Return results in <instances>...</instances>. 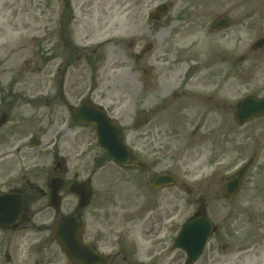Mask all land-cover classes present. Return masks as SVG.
I'll return each mask as SVG.
<instances>
[{"label": "flooded vegetation", "instance_id": "af4514ba", "mask_svg": "<svg viewBox=\"0 0 264 264\" xmlns=\"http://www.w3.org/2000/svg\"><path fill=\"white\" fill-rule=\"evenodd\" d=\"M81 4L82 0H51V12L55 17L61 10L81 12ZM51 22L54 27L61 25L56 19ZM78 22L77 16L68 17L63 34L53 28L54 42L61 45L60 55L55 48L51 50V45L50 57H32L30 64L24 61L16 70H0V194H5L8 206L4 210L6 214H0V220L6 222L0 224V264H63L60 262L63 255L57 256L50 228L65 215L83 221L82 240L107 258L104 264H152L151 255L155 252L161 254L155 264H162L160 260L181 264L183 255L175 252V256L168 258L174 247L166 244L169 233L178 227L175 217L181 210L182 198L173 190L168 196L164 190L167 187L154 189L148 184L152 173L169 170L153 164L158 159L157 156L151 159L155 151H151L148 140L152 138L150 132L144 134L147 140L144 147L131 153V159L145 161V166H114L109 153L96 145L95 128L72 122L74 110L83 99H96L95 81L107 59L100 53V45L87 47L85 34L74 37L71 26ZM227 29L218 32L212 29V32ZM216 38H210L208 53L199 48L190 53L178 50L176 70L170 67L174 64L166 44L160 55L153 51L152 44L139 55L142 48L135 49L138 41L130 43L136 50L132 57H142L139 61L146 59L151 69L152 57L165 63L160 89L156 80L151 82V69L148 71L150 83L145 88L147 95L151 93L146 100L150 124L157 114L163 116L155 125H186L197 121L206 127L201 135L207 138L211 125H222V133L213 132L226 141L230 135L227 119L232 115V87L237 85L236 78L246 80L245 72L237 67L247 55H233L228 40L216 45ZM33 63L36 66L29 69ZM21 70L35 74V85L24 81L22 84ZM43 76L50 77L46 87ZM112 84L113 90L108 89L111 96L118 85L114 80ZM88 87L90 93L86 95ZM117 98L112 99V105L117 103ZM183 111L185 118L180 116ZM86 117L87 112H83V118L79 119ZM88 154L93 157L90 164ZM78 184L81 189L89 188L84 208L72 206L68 198L79 200V195L71 192V187ZM58 188L61 207L55 210L49 207V198ZM16 195L22 201L19 216L13 214ZM211 200V197L197 198L191 203L206 205ZM253 244L254 251L243 248V257H255L258 264L257 248L261 240H254ZM216 260L210 253L205 264H215Z\"/></svg>", "mask_w": 264, "mask_h": 264}, {"label": "rangeland", "instance_id": "374dc122", "mask_svg": "<svg viewBox=\"0 0 264 264\" xmlns=\"http://www.w3.org/2000/svg\"><path fill=\"white\" fill-rule=\"evenodd\" d=\"M164 2L171 3L170 10L160 19L149 21L148 12ZM51 10V0H0V70H16L23 61L30 64L32 57H50L51 45V50L55 48L60 55L61 45L54 42L53 28L58 29V34H63L68 17L77 16L80 22L71 26L74 37L85 34L87 47L102 45L100 53L107 57L95 81L96 99L99 97V102L119 120L125 140L134 146L133 149L144 147L147 141L144 134L150 132L152 138L148 140L151 151H155L151 159L157 156L160 160L154 164L173 168L179 178L193 188L190 194L180 190L178 184L168 189V196L173 190L186 203L176 218L179 225L198 207V203L193 206L189 201L200 196L211 197L206 210L217 229L206 244L200 262H208V255L214 247L211 254L217 258L215 264H243V244H250L257 234L264 236V116L238 124L234 106L244 95L264 94V49H250L256 39L264 37V0H82L81 12H59L58 5L55 11L59 13L55 17ZM223 14L229 16L231 26L226 31L213 33L212 22ZM55 19L61 25L54 27L51 21ZM212 36L217 37L216 45H223V40H228L233 47V55H247L237 67L245 72L246 80L241 81L238 77L237 85L232 87V115L227 119L230 137L226 141L219 139L216 134L223 132V126L217 124L211 125L208 138L201 135L206 127L197 121L186 125H155L163 116L161 114L154 115L156 119L150 125L134 131L132 123L147 110L146 100L151 95L144 91L150 83L149 76L141 79L144 69L140 67L144 65L147 68V60L135 63L132 57L135 49L143 48L151 41L153 51L160 55L166 44L171 49L170 58L174 64L170 67L176 70L178 50L190 53L199 48L208 53ZM133 40L138 41L135 49L130 46ZM152 58L151 82L156 80L160 89L163 87L161 73L165 63ZM109 62L113 64L109 65ZM32 66L36 65L33 63L28 68L32 69ZM21 75L22 84L35 85V74L29 75L21 70ZM48 80L50 77L43 76L45 87L50 84ZM113 80L118 85L111 96L108 89L113 90ZM88 84L89 87L92 85L90 79ZM89 87L86 94L90 92ZM116 97L117 103L112 105V99ZM185 115L184 111L180 113L182 118ZM192 132L194 137L189 135ZM251 158L252 163L245 172L239 192L226 203L221 190L222 178L234 174ZM68 198L72 204L75 203L72 197ZM56 251L58 256L57 248ZM176 251L168 258L175 256ZM159 255L157 252L151 257L154 259ZM153 259L152 264H155L160 257L156 261ZM64 261L67 262L61 257L60 262L65 264ZM160 261L169 264V260Z\"/></svg>", "mask_w": 264, "mask_h": 264}, {"label": "water", "instance_id": "95a60500", "mask_svg": "<svg viewBox=\"0 0 264 264\" xmlns=\"http://www.w3.org/2000/svg\"><path fill=\"white\" fill-rule=\"evenodd\" d=\"M167 7L161 5L156 12H153L152 17H156L160 12H163ZM221 20L220 23H224ZM264 113V98L255 99L247 98L242 101L241 109L237 116L239 119L247 120L252 117ZM95 124L99 135V144L109 149L114 157L122 164H128L127 158L129 152L122 143L121 132L118 128L112 126L110 121L103 115L96 118ZM88 122L92 121L88 119ZM111 125L112 132L109 130ZM242 171L232 178L228 184L229 194L233 196L237 191L240 183ZM166 176H157L155 179L161 180ZM165 180V179H163ZM85 202L81 199V206ZM212 225L207 218L199 216L198 218L189 221L180 232L177 238V244L188 253V264L191 263L201 252L205 239L212 231ZM80 222H76L73 218H67L62 223L56 224L53 236L57 239L68 259L74 264H94L103 261L101 255H98L83 245L79 239Z\"/></svg>", "mask_w": 264, "mask_h": 264}]
</instances>
